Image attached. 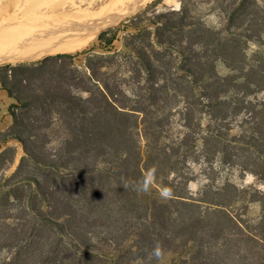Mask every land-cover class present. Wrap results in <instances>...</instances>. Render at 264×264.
Here are the masks:
<instances>
[{"label":"trees","instance_id":"obj_1","mask_svg":"<svg viewBox=\"0 0 264 264\" xmlns=\"http://www.w3.org/2000/svg\"><path fill=\"white\" fill-rule=\"evenodd\" d=\"M246 2L241 0L237 10ZM236 11L229 30L240 18ZM178 14V20L162 22L161 29L182 33L197 29L196 42L207 61L195 64L189 49L176 44L183 39L157 38L155 43L166 52L153 45L154 54L127 51L131 90L117 79L118 73L113 79L101 78L93 58L88 78L72 84L88 97L73 92L55 97L73 127L65 144L77 148L73 153L80 156L81 165L71 170L80 173L77 178L61 172L59 184L70 193L80 192V201L86 200L90 208L76 207L75 199L68 197L71 210L60 223L45 214L58 192L46 190L39 179L20 178L8 188L0 185V252L12 254L0 264H26L33 252L41 253L42 264H148L145 250L154 241L163 245L162 264H264V190L232 181L208 183L198 195L190 190L197 179L195 165L203 161L214 167L218 160L232 166L237 151L244 156L248 152L247 162L251 158L255 165L251 172L264 184V18H252L247 34L230 31L223 37L202 23L188 22L185 8ZM128 26L138 35L148 31V26ZM115 40V34L107 39L102 33L83 51L53 59H68L73 67L79 56L97 54L102 43L103 54H111ZM250 42L259 43L252 55ZM114 59L97 60L110 67ZM219 61L228 74L217 70ZM241 94L242 100H236ZM11 115L17 123L15 110ZM234 122L242 130L239 135L231 134ZM14 138L24 144L21 137ZM9 151L0 154L1 163ZM64 160L61 156L60 162L38 165L59 172ZM22 187L29 189L26 205L23 214L13 218L27 220L11 225L8 198L11 201V192ZM252 206L260 210L256 219L246 216ZM77 223L83 234L69 232L77 231ZM44 231L49 237L38 239ZM97 237L101 249L91 242Z\"/></svg>","mask_w":264,"mask_h":264},{"label":"rangeland","instance_id":"obj_2","mask_svg":"<svg viewBox=\"0 0 264 264\" xmlns=\"http://www.w3.org/2000/svg\"><path fill=\"white\" fill-rule=\"evenodd\" d=\"M33 1L34 0H30V3L33 4V7H36L35 9H38ZM76 1L77 4H79V8H75L69 0H47L45 3H48L50 7L57 6L56 12L59 13L62 11H75L76 9L86 11L97 10L109 0ZM240 3L241 0H152L137 12L127 16L119 23L105 28L97 35L94 40L102 33H106L107 39H110L112 34L116 35L117 40L114 41V52L111 54H103L102 48L104 43H102V46L98 45L96 48L97 54L79 56L74 60L75 65L73 67L70 66V60L68 59H53V57L59 54L50 55L36 61L0 66L2 78L6 87L10 88L14 96L19 99V102L14 99L15 104H17V108L14 109L18 118L17 123H15L14 128L0 135V142L8 138L15 139L14 137L16 136L24 140V144L18 139H15L6 146L5 149L9 148L10 151L6 154V161L1 163L0 160V185L8 188V186L12 185L14 181L20 178L39 179L45 184L46 190L50 192L56 190L58 192L56 200L52 199L50 203L51 206L45 214L56 219L60 223L66 222L68 217L67 214H69L71 210L67 203L68 197L75 199L73 203L76 207L86 205L85 209L88 211L90 208L89 203L86 200L80 201L82 199L80 192L70 193L69 191L63 190V187L59 184L61 181L60 177L63 176L61 172L67 175L72 174L70 177L77 178L80 173H72L71 170L81 165L79 164L80 156L77 153H73L77 148L75 146H66L65 144V140L72 137L71 129L73 127L69 122V118L65 119L62 116L60 104L56 101L55 97L65 94L68 95V92L82 95L85 98L88 97V93L81 92L79 89H76V85L72 86V84L76 79L79 81L88 78L90 75L88 66L93 63V58L96 59V63L98 62L99 64L101 78L113 79L112 75L118 73L117 79L122 81L126 90H131L133 85H130V79L133 74L129 71L130 56L126 55L127 51L134 48L138 51L154 54V51L151 50V45H153V48H156V50L165 51V47L158 46L155 43L157 38L166 42L168 40L179 41L183 39L184 41L176 44L186 48V50L189 49L188 54H191L195 64L200 60L202 62L207 61L208 59L205 56L201 43L196 42V36L199 35L196 33H200L197 32V29L194 31L186 30L183 33L179 31H168L161 29L162 22L178 20L181 16L178 14L179 10L185 8L188 22L202 23L204 27L222 32L223 37L228 36L230 31L247 34L249 33V28H251L250 23L252 18L259 15L261 21L263 20L264 0H247L246 4H244L240 10H237ZM26 6H29L27 0H0V22L12 16V14L17 11L18 7L24 9ZM234 11L239 14L240 18L229 30V19ZM128 24H132L134 27L140 25L148 26V31L138 35L136 33L137 29L129 27ZM92 42L79 51H83L90 46ZM258 48L259 43L250 42L248 53L252 55L253 51ZM168 52L170 54V51ZM174 55L178 56L179 61L182 60V55H178V52H174ZM114 56H116V59H114L110 67L108 66L109 63L101 62L100 64V61H98L100 58H111ZM43 63L44 65H42ZM102 65H106L107 67H102ZM217 70L224 75L229 73L225 63L222 61L217 62ZM143 75L144 77L146 76L145 74ZM110 82L112 83L114 81L111 80ZM242 97L241 94L235 98L236 100H242ZM254 97L255 96L252 95L250 98L253 99ZM79 123L78 125H80ZM204 123H207V121L205 120ZM83 124L85 127H88L87 123ZM232 128V135H239L242 133V130L238 127L236 122H234ZM5 149L0 151V154L6 151ZM234 153L239 154L235 159L236 163L232 166L222 165L218 160L214 164V167L208 166L207 163L203 161L195 165L197 179L190 184V190L195 195H198L208 183H215L216 186H220L227 181L235 182L237 185L243 187L254 186L264 190V184L260 183L257 177L251 172L252 168L255 166L252 159L249 158L248 163L247 158H245L249 155L248 152H246V156L243 155L244 152L237 151ZM61 156L65 157V165L59 172L55 171L56 174L49 169L43 170V167L38 165V163L48 164L53 161L60 162ZM15 157L16 160L12 161V158L15 159ZM253 158H256L254 154ZM242 166H249V169L246 167L245 169ZM56 180L58 183H56ZM70 185L71 183L68 184V186ZM33 186L36 187L35 184ZM28 190L27 187H22L18 192H11V201L9 197V205H7L8 211L6 212L9 216H12V218L7 221L8 224L18 225L26 223L27 219L25 217L26 220H15L13 216L15 217L23 214ZM22 196H24V200L21 201L20 198H22ZM0 210H2L1 206ZM259 212L260 210L257 206H252L251 209L248 210L246 216L250 219H256ZM78 220L79 219L76 221ZM69 232H74V234L75 232H78V234L84 233L82 227H80L78 223L77 231L69 228ZM48 237L49 232L44 231L38 234V239L42 238L45 240ZM91 242L96 244V248H102V244L99 243L98 237L92 238ZM29 255L30 257L26 259V264H42L43 259L39 258L41 253L33 252ZM60 255L65 256L63 253ZM11 256L12 254L7 253V251L0 252V262H3V260H6L8 257L11 258ZM72 261L73 260L70 259L67 263ZM131 264L139 263L133 262Z\"/></svg>","mask_w":264,"mask_h":264},{"label":"bare ground","instance_id":"obj_3","mask_svg":"<svg viewBox=\"0 0 264 264\" xmlns=\"http://www.w3.org/2000/svg\"><path fill=\"white\" fill-rule=\"evenodd\" d=\"M79 8L76 0H69ZM152 0H109L97 10L62 11L47 0H27L0 22V66L36 61L57 54H72L86 47L107 27L137 12Z\"/></svg>","mask_w":264,"mask_h":264},{"label":"crops","instance_id":"obj_4","mask_svg":"<svg viewBox=\"0 0 264 264\" xmlns=\"http://www.w3.org/2000/svg\"><path fill=\"white\" fill-rule=\"evenodd\" d=\"M0 79H3L1 72ZM14 105V98L11 97L9 90L0 81V135L15 127L14 118L11 115V110L15 109ZM14 140L13 138H8L0 142V151L4 150ZM5 150H9V148ZM14 160H16V157Z\"/></svg>","mask_w":264,"mask_h":264},{"label":"clouds","instance_id":"obj_5","mask_svg":"<svg viewBox=\"0 0 264 264\" xmlns=\"http://www.w3.org/2000/svg\"><path fill=\"white\" fill-rule=\"evenodd\" d=\"M125 187H127V185H125ZM145 251L148 264H152V261H156V264H162L165 251L160 241H154L152 246Z\"/></svg>","mask_w":264,"mask_h":264}]
</instances>
